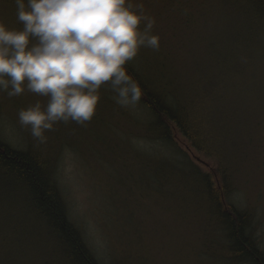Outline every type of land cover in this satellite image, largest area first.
Segmentation results:
<instances>
[{
  "label": "trees",
  "instance_id": "trees-1",
  "mask_svg": "<svg viewBox=\"0 0 264 264\" xmlns=\"http://www.w3.org/2000/svg\"><path fill=\"white\" fill-rule=\"evenodd\" d=\"M171 1L173 0L163 3L156 15L149 13L156 20L153 34L159 36V50L140 48L138 71L132 64L125 66L128 74L144 91L143 101H139L138 107H142L145 111L144 120H137L135 116L130 115L127 107H117L116 111L119 114L123 112L127 114L129 123L133 127L124 132L131 138L138 137V148L130 146L128 157L138 159V169L142 171L140 179L143 184L149 183L152 179L158 180L156 177L159 171L165 169H169L172 174L203 175L206 185L199 198L206 202V206L200 210L201 214L213 215L212 218L219 220L215 222L219 227L222 225L221 221L226 224L228 236L233 239L232 244L228 243L227 248L233 257L243 256L247 261L264 264V259L259 258L251 244V239H255L256 242V237L250 229L253 216L250 207L242 210L231 201L232 194L236 190L241 186L247 187L238 174L242 170V165L240 164L234 171L232 169L227 171L221 166V158L227 153L241 159L248 154L247 135H252L253 132V123L249 120L247 109L237 106L236 116L232 112V105L236 106L233 102L238 94L235 91L232 94L233 85L230 82L221 83L217 89H214L215 93H208L207 100L204 99L201 104L194 94L195 91L189 97V105L193 107V112L201 116L211 111L218 112L214 116L221 122L222 128L217 132L214 122H211L208 125L210 131L208 135H193L195 129L199 131L200 124L189 119L187 114L183 116V111L169 115L158 97L162 95L165 99L177 101L193 87L211 89L208 79L214 77L216 70L208 75L193 70L190 59L194 56L207 57V54L210 56L218 54L222 60L220 70L224 73L228 68H232L234 74H241L247 68H252V63L248 65L243 61L246 64L244 66L238 60L239 55L235 56L229 51V48L234 50L233 43L227 41L225 46L216 49L218 36L210 39L209 37L222 32L226 24L218 32L213 30L218 27L219 21L228 22L231 18H236L233 13L236 11L245 20L247 16L254 18L255 28L248 26L250 37L255 39L258 34L256 27L264 29V17L256 12L264 6V0H242L238 6L228 3V0H174L178 3L175 14L170 13ZM4 4H6L5 0H0V12L6 16L5 18L10 19L15 16V6L10 2L11 10L5 11ZM246 8L249 9L248 12ZM194 18L199 19L198 24L191 22ZM141 26L143 28V24L140 28ZM232 27L231 25L229 28ZM236 34L240 36L243 33L236 32ZM245 37L240 36L241 39ZM150 83L161 94L149 90ZM214 84L215 81L211 82V86ZM97 110V112L103 111L101 106H98ZM258 128L261 129L258 135H264L263 128ZM177 137H180V140ZM182 143L187 147L183 148ZM1 146L0 144V184L4 189L15 191L14 193L23 192L24 199L27 197L28 201H25V205L18 212L20 217H25L21 218L25 219V228L31 230L33 226L46 225L48 234L57 236L59 251H55L51 243L47 248L49 257L52 258L51 264H102L81 236V230L68 219L67 202L55 180L57 165L55 157L52 160L48 154H44L36 147H33L29 154L20 155L12 152L15 154L13 155L3 152ZM175 162L178 164L175 165ZM58 200L63 210L66 209L67 212H62ZM16 208L9 198L0 192V213L9 209L14 211L13 209ZM28 224L30 226H27ZM15 229L12 225L0 232V259L3 258L4 263L25 262L23 254L34 247L22 245L21 237L14 234ZM30 236H33V232ZM46 242L42 239L38 248ZM256 246L258 247L257 242Z\"/></svg>",
  "mask_w": 264,
  "mask_h": 264
},
{
  "label": "rangeland",
  "instance_id": "rangeland-1",
  "mask_svg": "<svg viewBox=\"0 0 264 264\" xmlns=\"http://www.w3.org/2000/svg\"><path fill=\"white\" fill-rule=\"evenodd\" d=\"M168 1L144 0V4L148 13L156 15L159 7ZM177 4L171 1V14L177 13ZM233 13L238 24L250 25L238 12ZM191 22L198 24L199 19ZM243 39L248 45L253 43L249 37ZM238 48L233 45L235 53L241 55ZM131 63L138 65V55ZM232 85V94L238 93L232 112L236 116L237 106L247 109L253 132L247 135L248 154L241 159L242 170L238 173L247 187L236 190L231 201L242 210L250 207L253 214L250 229L264 257V135H258L261 130L258 127L264 131V60L244 70ZM0 98L5 104L11 102L17 112L37 100L47 103L46 98L27 92L12 99L5 94ZM99 104L101 101L97 107ZM127 108L132 117L143 119L145 111L138 104ZM12 116L0 120L2 136L10 141H24L22 127ZM102 116L103 121L96 126L114 124L124 131L133 128L124 112L106 109ZM93 119L83 127L76 123L74 128L69 127L72 122L58 123L55 125L58 135L46 136H58L72 143L59 156L55 180L67 202L69 218L82 231L95 257L102 264H226L215 253L217 250L219 254L222 239L205 231L202 234L200 230L205 215L200 210L206 202L189 199L186 194L192 188L188 184L174 187L156 179L143 184L138 159H131L127 154L130 146L138 148V137L131 138L118 130L112 134L97 133L92 126ZM182 147L187 146L182 143ZM196 207L199 210L195 211Z\"/></svg>",
  "mask_w": 264,
  "mask_h": 264
},
{
  "label": "clouds",
  "instance_id": "clouds-1",
  "mask_svg": "<svg viewBox=\"0 0 264 264\" xmlns=\"http://www.w3.org/2000/svg\"><path fill=\"white\" fill-rule=\"evenodd\" d=\"M20 27L0 20V93L47 100L21 107L18 123L39 143L58 123L87 126L100 90L121 107L142 91L126 65L140 48L159 50L144 0H13ZM143 24V29L140 25Z\"/></svg>",
  "mask_w": 264,
  "mask_h": 264
},
{
  "label": "bare ground",
  "instance_id": "bare-ground-1",
  "mask_svg": "<svg viewBox=\"0 0 264 264\" xmlns=\"http://www.w3.org/2000/svg\"><path fill=\"white\" fill-rule=\"evenodd\" d=\"M241 1L242 0H228L227 2L231 3L235 6H238V4ZM10 2L12 5H14L13 0H5V3H6V4H4V10L5 11L11 10V9H9L10 8L9 7ZM6 5H8V6L6 7ZM248 11H249V9L246 8V12H248ZM256 12L257 13L259 12L264 17V6H262V8L260 10H257ZM152 15H153V13H152ZM5 17L6 16L0 12V20H3L10 27H17V28L20 27V25L16 22L15 16H13L10 19L5 18ZM236 20H237V18L233 17L228 22L224 21L221 23L219 21L218 27L215 30H213L214 32L220 31L221 27H223V25H225V24L226 25L224 26L222 32L210 36L209 39L218 36L217 41L215 43L216 49L225 46L227 41L239 46L238 52L241 54V55H239L240 57L231 48H229V51L232 52L235 56L237 55L238 60L241 61L242 63H243V61L248 65L250 63H252V65L254 66L255 64L258 63V61L264 60V29L256 27V31L258 34H256V37L254 39L253 37H250L248 24L241 25V24H238L236 22ZM246 20H248L251 27L255 28L256 23L254 22L255 20L253 17L247 16ZM231 25L233 26L232 29L229 28ZM236 32L237 33L242 32L243 34L240 36H246V38L249 37V39L251 41H253V43L251 45H248L247 41L244 39H241L240 36L238 34H236ZM246 55L249 56V58ZM213 58H218V59H213ZM221 63H222V60L220 59L218 54H213L211 56L209 54H207V57L206 56H197V57L194 56V57H192L190 59V66H192L193 70L202 71V72H204V74H207V75L210 74L212 71H215V70H216V73H214V77H209L210 80L208 79V84H210L211 89L206 88V90H205L203 87H200V86L197 88L193 87L192 90H188L183 95L181 100L177 99V101H175L174 99L163 98L162 95L161 96L159 95L161 93L158 90H156V87L151 83L148 85V89L151 90L153 93H156L159 95L158 97L162 100V102L164 104L163 107H165V111L169 115L173 114V113H177L178 111H183V116H185V114H187V117L189 119H191L195 123L200 124V126H198L199 131H198V129H195L193 131V135H198V134L208 135V134H210L208 125L211 122H214L213 125L215 126L216 131L219 132L220 129L222 128V125H221V122H219L218 118H216L214 116L218 112L211 111V113H209L205 116H201V115L193 112L192 111L193 107L191 105H189V97L195 91L194 94H196L197 98L199 99V103L201 104V102L204 99L207 100V97H208L207 94L212 93V92L215 93L214 89H217L221 83L226 82V84H227L230 82V84H232L233 80H236L237 77H240V74L232 73V71H234V70H232V68H228V70L225 73L222 72L220 70ZM245 63H243L244 66H246ZM128 64L129 65L132 64V66H134L136 68V70L138 71V65L133 64L131 62H129ZM213 81H215L216 84H214V86L213 85L211 86V82H213ZM141 91H142V95H141L140 101L142 102L143 97H144V91H143V89H141ZM100 94H101V99H100L101 105L100 104L99 105L102 107V110H104V111H106V109L117 110V107L119 105L116 104L114 102V100L111 98L113 93L106 90V88L102 87L100 90ZM0 96H2V93H0ZM137 104H140V103L138 102ZM16 109L17 108L11 102L5 104L4 99L0 98V120L6 119V118L9 119L13 115L12 117H13L14 121L18 122ZM102 113H103V111L97 112L94 115L92 126H94L93 129L95 130V132L99 133L100 131H103V135H104V134H112L114 130H118L119 133L122 134L124 130L118 125L111 124V126H108V127L96 126L103 121L104 116H102ZM143 117H145V116H143ZM68 126L74 128V122H72V124H68ZM22 130H23V135H25L24 141H23V139L22 140L21 139L20 140L15 139L13 141H10V139L8 137L2 136L3 132L0 129V144L2 145L1 147L3 148V152L11 153L13 155H15L14 153H17L20 155H26V154L31 153L33 147H36L37 149H40L44 154H48L52 160L55 157V163H56V161H58V159H59V156L62 154V150L66 146H72V143L66 142L58 136L57 137L49 136L47 138V142L41 144L35 138H33L31 136V133L28 129L22 128ZM55 131H56V129L54 131L45 132V135H58ZM74 146L80 147L78 145H74ZM12 152H14V153H12ZM240 162H241V158L234 157L230 153H227L225 156H223V158H221V166L223 168H225L227 171H232V170L234 171L241 164ZM56 167H57V165H56ZM166 175H169V176H166ZM156 178L161 181V182L159 181L160 183L165 184L166 182H169L174 187H176L179 184H184V185L188 184L191 186L192 189H190L187 192L186 196L189 199L194 200V201H198V202L203 200V199L199 198L201 191L203 190V188L206 185V180L203 178V175L197 176L194 173H191V174L174 173V174H172L169 169H165V170L161 171L157 175ZM16 179L21 180V178H16ZM55 179H56V177H55ZM50 186H52L51 183H50ZM0 192L2 194H4L7 198H9L11 203H13L15 207H17L16 209H13L14 211H10V209H9L3 213H0V232L2 233L6 227L13 225L16 228L14 230V234H18L21 237V244L22 245H24L25 247H29V248H32L31 246L37 247V248L33 247V249H29L27 252H25L23 254V260H25L26 264H27V262L31 263L32 260H35L36 263H31V264H41V263L42 264H51L50 261L52 260V258L49 257V253L47 252V248L49 247V244L51 243V244H53L54 250L59 251L58 245H60V244L58 243V241H56L57 236L54 234H51V233L48 234V231L46 230L47 229L46 225H45L46 228L44 226H41V225L40 226L38 225V227L33 226L31 230H27L25 228V223H26L25 219L24 220L21 219V218H25V217L24 216L20 217L18 215V212H20L21 207L25 205V201H28L27 197H26V199H24V193L23 192L22 193H19V192L14 193L15 191L12 192L9 189H4L1 184H0ZM61 194L63 195V193H61ZM54 200H56L55 197H54ZM59 205L61 206V210L63 213H64V211L67 212L66 209L63 210V207H62L60 201H59ZM194 210L195 211L199 210V207L194 208ZM14 217H15V219H14ZM212 217H213V215H206V216L202 217L203 229H200V230H201L202 234H204V231H205L209 235L220 237L222 239L221 240L222 244L219 247V250H220L219 254H218L217 250L215 251V253H217V255H216L217 258H220V261H222V262L224 261L226 264H244V263L255 264V262H253L252 260H250V261L245 260L243 258V256L233 257L230 254V251L227 248V246H228V243L232 244L233 239H231V237L228 236L226 224H224L221 221L222 225H220V227H219L215 223L216 221L218 222L219 220L216 218H212ZM68 219L70 220V222H72L69 217H68ZM204 223H205V225H204ZM27 226H30V224H28ZM32 232H33V236H30V234ZM80 232H81V236L84 238L82 231H80ZM249 232L250 231H248V233ZM42 239L46 240L47 242L45 244H42L38 248ZM28 241H29V243H28ZM251 241H252L251 244H253V247L256 249L255 252L259 255V258L261 257L262 259H264L263 252H262L263 250L259 246L258 247L256 246L255 239L252 238ZM249 249H251V247H249ZM0 264H13V262L8 261V262L4 263L3 258H1Z\"/></svg>",
  "mask_w": 264,
  "mask_h": 264
}]
</instances>
